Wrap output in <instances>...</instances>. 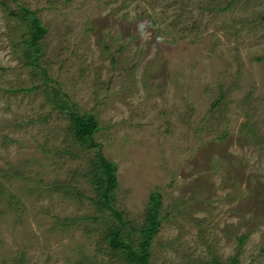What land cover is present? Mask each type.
I'll return each instance as SVG.
<instances>
[{
    "label": "rangeland",
    "instance_id": "rangeland-1",
    "mask_svg": "<svg viewBox=\"0 0 264 264\" xmlns=\"http://www.w3.org/2000/svg\"><path fill=\"white\" fill-rule=\"evenodd\" d=\"M20 6L46 27L38 65ZM99 150L125 220L161 193L151 264H264V0H0V264H129L92 200Z\"/></svg>",
    "mask_w": 264,
    "mask_h": 264
},
{
    "label": "trees",
    "instance_id": "trees-1",
    "mask_svg": "<svg viewBox=\"0 0 264 264\" xmlns=\"http://www.w3.org/2000/svg\"><path fill=\"white\" fill-rule=\"evenodd\" d=\"M12 14L27 22V37L24 44L28 49L25 57L27 62L38 65L39 51L38 40L45 34L46 27L34 10L28 7H21L19 11H12ZM55 100L59 102L58 89L53 88ZM67 105V104H66ZM65 104L61 107L68 108ZM70 131L77 137L83 147L98 145L94 139V132L98 128V122L94 114H81L77 111L68 112ZM89 181L93 184L96 196L92 197L94 205L102 212L111 211L120 223L119 226H111L105 234V242L112 253L120 256L121 260L129 264H151V241L161 225L162 196L159 191H154L149 196V203L145 218L142 223L135 225L132 221L124 219L120 210L112 205L114 189L117 184V171L115 163L109 160L99 150L91 157L88 164ZM51 186L69 190L67 185H59L54 182ZM132 223V224H130ZM128 227V229H127ZM128 234H131L129 236ZM241 241L243 237H240ZM214 264H224L214 257ZM20 259H14L13 264H22ZM227 264H238L237 257H232Z\"/></svg>",
    "mask_w": 264,
    "mask_h": 264
}]
</instances>
